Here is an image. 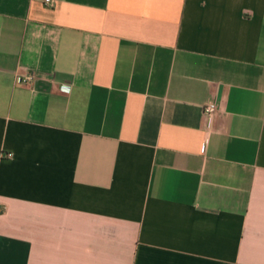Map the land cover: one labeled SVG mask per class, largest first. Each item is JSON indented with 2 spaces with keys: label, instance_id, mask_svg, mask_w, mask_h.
Instances as JSON below:
<instances>
[{
  "label": "crops",
  "instance_id": "crops-1",
  "mask_svg": "<svg viewBox=\"0 0 264 264\" xmlns=\"http://www.w3.org/2000/svg\"><path fill=\"white\" fill-rule=\"evenodd\" d=\"M0 264H264V0H0Z\"/></svg>",
  "mask_w": 264,
  "mask_h": 264
},
{
  "label": "built area",
  "instance_id": "built-area-1",
  "mask_svg": "<svg viewBox=\"0 0 264 264\" xmlns=\"http://www.w3.org/2000/svg\"><path fill=\"white\" fill-rule=\"evenodd\" d=\"M45 2L51 4L52 0H45ZM33 78H34L33 75H26V76L18 77L17 80L19 82H28V81H32ZM216 110H217V107H216L215 102H209L203 106V114L207 118L208 125H210L211 119L214 113L216 112Z\"/></svg>",
  "mask_w": 264,
  "mask_h": 264
}]
</instances>
